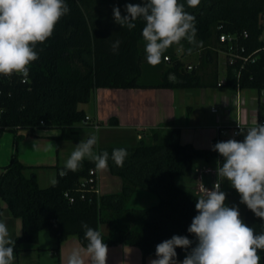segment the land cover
<instances>
[{"label":"trees","instance_id":"16d2710c","mask_svg":"<svg viewBox=\"0 0 264 264\" xmlns=\"http://www.w3.org/2000/svg\"><path fill=\"white\" fill-rule=\"evenodd\" d=\"M70 12L55 26L52 36L37 44L39 58L29 65L25 83L22 76L0 75V138L12 134V153L8 164L0 170V199L12 216L19 218L20 235L15 237L14 254L21 244L37 242L41 229H48L55 240L52 254L58 255L59 246L68 236L77 237L86 249L82 222L101 231L108 247L126 245L140 250L143 259L156 257V246L174 235L187 236L192 245L185 250L177 248V261H183L187 252L198 241L187 231L198 214L195 204L201 197L181 186L178 179L193 174L194 161L223 158L213 145L229 139L243 140L250 127L264 122V41L258 18L264 11V0H200L189 6L179 0L185 11L195 17L197 45L182 40L164 53L161 63H147L142 29L145 21L137 19L135 27H122L114 20L113 9L128 15L127 4H143V0H65ZM246 37H242L243 34ZM221 34L236 35L243 46V57L249 59L240 68L241 61L225 62L224 88L256 90L258 99L254 125H245L242 135L212 140L208 149H197L190 143H181L180 130L159 126L140 138L132 147H96V153H109L108 170L121 180L117 193L95 195L88 188L80 189L78 180L96 168L95 162L83 160L81 167L60 172L64 166H54L57 181L40 188L33 172L17 158L21 131L30 134L36 129H57V139L68 140L75 133V125L85 122V114L78 108L87 103L93 90L104 89H189L216 88L217 47L226 51L219 42ZM119 40V48L112 45ZM181 47V56L174 53ZM192 49L189 53L188 49ZM198 54V63L187 70L182 58ZM238 53V50H237ZM254 59L251 63L250 60ZM212 68L208 73L207 69ZM40 122L43 125H40ZM116 124V121L113 120ZM90 125V124H86ZM240 132V131H239ZM238 132V133H239ZM88 139V138H87ZM124 148L127 157L123 167L111 159L114 149ZM137 189L154 195L157 202L148 207H131L128 201ZM65 194L72 198L70 202ZM243 221L259 234L264 231V220L245 205ZM106 226V231L101 230ZM264 264V250H258ZM157 258V257H156Z\"/></svg>","mask_w":264,"mask_h":264},{"label":"clouds","instance_id":"9594fccd","mask_svg":"<svg viewBox=\"0 0 264 264\" xmlns=\"http://www.w3.org/2000/svg\"><path fill=\"white\" fill-rule=\"evenodd\" d=\"M200 0H187L189 6L198 5ZM128 15L122 16L114 7L116 23L128 29L142 18L145 26L142 37L145 43L147 63L156 66L164 53L174 44L186 40L197 45L195 17L185 11L179 0H143V4H127ZM70 9L65 0H0V75L11 77L29 75V65L39 58L36 46L48 40L60 19ZM120 41L112 45L113 52ZM191 53L192 49H188ZM98 131V130H97ZM237 135H242L240 130ZM96 135L77 144L60 172H75L85 158L95 162L98 170L108 168L109 153L97 154L94 146ZM223 158L217 161V177L227 180L240 195L255 216L264 220V124L250 127L243 140L229 139L213 145ZM124 148L114 149L111 159L117 167H123L127 157ZM57 181L52 180L54 185ZM226 193L217 181L213 189L197 199L198 214L187 231L194 234L198 243L187 252L182 262L177 261V248L189 249L193 241L187 236L174 235L156 246V259L149 264H261L258 250H264V231L259 234L248 226L240 216L238 207L227 206ZM86 249L75 248L67 257V264H85L87 256L91 264H107L109 249L101 231L82 222ZM15 240L11 238L7 225L0 222V264H13Z\"/></svg>","mask_w":264,"mask_h":264},{"label":"crops","instance_id":"0c3cea01","mask_svg":"<svg viewBox=\"0 0 264 264\" xmlns=\"http://www.w3.org/2000/svg\"><path fill=\"white\" fill-rule=\"evenodd\" d=\"M182 91L183 89H95L91 93V96L93 95L91 100V113H87L84 110L82 111L86 117L98 124V131L92 126L86 125L88 123L82 124L84 126L81 127L75 125V133L72 134L68 140L57 139L60 134V131L57 129H39L31 134L28 131H21L20 133L23 137L17 147L18 161L22 165L29 167L30 169L26 170V174L33 172L36 176L38 186L40 188H45L51 185L52 180L56 178L54 166H64L71 153L75 150L77 143H80L82 140H87V138L92 135H96L98 138L96 147L113 146L111 143L100 145L101 140H104L105 142L109 141L108 138L104 137L100 133V131L105 129V127L111 130L120 129L130 131V135L133 136L134 140L133 144L135 145L141 137L146 138V135H150L149 131L158 128L159 126H164V128H177L180 130V140L182 134H184L187 140H189V143L191 141L195 148L203 149L202 146H207L209 140L212 139L211 136L213 138L216 137L214 133V131L216 132V127L197 126L194 127V132H189V128L183 127L185 126L184 123L187 121H185L184 114L181 118V122L180 119L178 121L176 120L179 95H183ZM220 96H222L223 112H229L228 115H222V117L228 119L232 116V123H234L236 113L234 107L232 106V97L227 99L223 94L219 96L214 94L213 101L218 102V98H220ZM255 109L256 104L253 107L254 112ZM245 111L246 117L245 120H242V123L243 125H248L247 122L250 115L248 110ZM113 120L116 121V124L113 123ZM86 128L93 129L96 133L88 134L85 132ZM210 129L211 133L208 134L206 131ZM203 130L206 131L200 132ZM81 132L83 134H80ZM94 151L96 152L95 148ZM11 153L12 134L5 132L0 138V169L8 164ZM84 160L90 159L85 158ZM201 168L205 169L206 166L201 160H196L194 162L193 174L191 177L180 178L178 180L181 186L195 192V170H199ZM95 169L98 172V169ZM102 174H104V172H101L100 170V178L98 180V190L100 194H111L112 192H116L118 188H121V180L119 177L110 174L111 176H109V178H105V180H103L104 176H102ZM114 178L116 180H114ZM202 181L204 184L209 186L212 181V176H203ZM220 183L221 190L226 193V199L229 198L233 200L234 195L229 194L230 190H233L230 183L221 177ZM137 190L139 191V189ZM145 192L148 193L147 191ZM234 204L235 203L231 206H234ZM243 212L244 209L240 213L241 218ZM20 225L21 224H19V227L21 228ZM20 247L21 251L17 255L14 254V260L16 261L20 259V255L25 249H29V247L27 248L23 245ZM75 248L84 249L79 244L76 236H68L59 246L58 255L60 257L61 264H67V257ZM108 249L109 253L107 264H113L112 256L116 254L123 256V264H149L150 260L156 259V257H147L143 259L140 250L132 246L117 245L108 247ZM84 258L86 264H91V261L87 256Z\"/></svg>","mask_w":264,"mask_h":264},{"label":"rangeland","instance_id":"374dc122","mask_svg":"<svg viewBox=\"0 0 264 264\" xmlns=\"http://www.w3.org/2000/svg\"><path fill=\"white\" fill-rule=\"evenodd\" d=\"M221 47H217V77L219 80L223 79L225 76V62L226 57L224 54V51L220 49ZM170 50V47L167 49V51ZM174 53L177 57L181 56V47L176 46L174 48ZM194 55V56H192ZM189 57L182 58V61L185 65L195 66L198 63V54H192ZM212 71V68L207 69V72ZM183 95H179V102L177 105V115L176 120L178 121L180 119V122L182 121V116L184 114L185 121L184 123L186 128H189V132H194V127L197 126H207V127H218L222 125H230L233 124V118L230 116L228 119L223 118L220 114L223 113L222 108V96L218 98V102L213 101V95H221L223 94L227 99H230L233 95V91L229 88L224 87H216V88H189V89H183L182 91ZM241 95L246 100V110L249 111V120L247 122L248 125H254L257 122V118L255 115V112L253 111V107L257 102L258 99V92L256 90H242ZM181 94V93H179ZM93 96V95H92ZM92 96L91 99L87 103L79 104L78 108L80 110H84L87 113H91L92 109ZM215 108L217 110L216 114L211 113V108ZM232 112V109H231ZM232 114V113H231ZM246 115V111L242 114ZM187 118V119H186ZM85 122L77 123L76 126H84ZM179 124V123H178ZM104 126V125H103ZM105 127V126H104ZM84 128V127H82ZM169 128V127H168ZM39 129H36L35 131H38ZM206 130L200 131L205 132ZM85 132L88 134H95L96 131L90 128H86ZM208 134L211 133V129L206 131ZM100 133L109 139L108 142H105L104 140L100 141V145H106L107 143H111L113 147H132L135 144H133V136H131V132L127 130H120V129H108L105 127ZM215 135L216 132L214 131ZM80 134H83L82 132ZM129 134V135H128ZM132 137V138H131ZM212 139L209 140L207 146H202L203 149L211 147L212 140L214 139L211 136ZM189 139V138H188ZM181 143H189V140H187L186 136L182 134L181 136ZM191 143V141H190ZM79 144V143H77ZM192 144V143H191ZM193 145V144H192ZM194 146V145H193ZM99 147V146H98ZM195 147V146H194ZM201 149V148H200ZM195 162V161H194ZM206 168L210 170H216L217 166V160L216 158H211L209 161L205 162L202 161ZM101 172H104L102 174L103 180L105 178H109L110 172L108 169L101 170ZM98 180L100 178V170H98ZM113 178V177H112ZM114 180H116L114 178ZM179 180V179H178ZM120 188L116 192H119ZM229 194H233L234 198L229 199L227 198L225 203L227 206L231 207L233 203L234 206L238 207L239 212L241 213L242 210L245 208V204L241 203L240 195L237 193V191L233 188V190H230ZM157 202V199L154 195L150 193H146L143 191V189H139V191H135L134 194L131 196V198L128 201V205L131 207H148L154 203ZM243 220V214L242 218ZM0 222H4L8 230L10 232L11 238L14 239L15 237L20 235L21 228L19 227L20 219L16 218L11 215V213L8 211L5 203L0 199ZM21 226V225H20ZM101 230L103 232L106 231V226H102ZM24 247H29V249H25L22 254L20 255V259L18 261L14 260L13 264H61L60 263V257L59 255L52 254V249L55 246V240L50 236L48 229H41L38 233V239L37 242L34 244L29 243H23L21 244ZM34 247V248H32ZM112 263L113 264H123V256L120 254H116L112 256ZM86 264V263H85Z\"/></svg>","mask_w":264,"mask_h":264},{"label":"built area","instance_id":"2783aa9c","mask_svg":"<svg viewBox=\"0 0 264 264\" xmlns=\"http://www.w3.org/2000/svg\"><path fill=\"white\" fill-rule=\"evenodd\" d=\"M258 26L261 30L259 39L261 41H264V11H262L259 15L258 18ZM247 35L244 33L242 37H246ZM219 42L223 44V46L226 48V51H224L226 60L228 61L229 64H232L236 59L241 61L240 68L243 67L245 63L249 61L248 58L243 57L241 53L244 52V48L242 45L239 44L238 37L236 35H226V34H221L219 36ZM238 50V53H237ZM165 61H168V58H164ZM254 59H251L250 62L252 63ZM193 66L188 65L187 70H191ZM27 81V77L21 78V83H25ZM225 78L221 79L218 81L217 85L218 87H222L225 84ZM233 95L231 98L232 106L235 109V122L232 125L226 126H218L216 127V139H226V138H231L234 135H236L242 128L245 126L242 123V120H245L246 115H242L245 112V107H246V100L245 98L241 95V89L239 86L236 84L235 88L232 89ZM211 113L216 114L217 110L215 108H211ZM229 112L225 111L221 113L220 115H228ZM85 121L90 124L95 130L99 128L98 124L91 121L88 117H85ZM260 124H264V122H260ZM40 125H43L42 122H40ZM195 181H196V186H195V193L202 196L205 194L206 189H213L214 184L219 181L220 182V177H217L216 171L210 170L208 168H201L199 170H195ZM203 176H212V181L210 182V185H206L203 183L202 178ZM78 187L80 189H86L88 188L91 190L95 195H100L99 190H98V176H97V171L96 169H89L88 173L86 176L79 178L78 180ZM65 197L71 202L72 198L65 194Z\"/></svg>","mask_w":264,"mask_h":264}]
</instances>
